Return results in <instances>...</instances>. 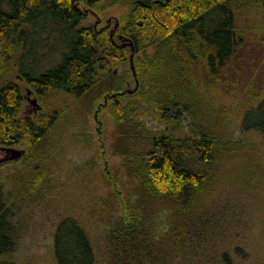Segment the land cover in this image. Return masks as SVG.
I'll list each match as a JSON object with an SVG mask.
<instances>
[{
  "label": "trees",
  "instance_id": "trees-1",
  "mask_svg": "<svg viewBox=\"0 0 264 264\" xmlns=\"http://www.w3.org/2000/svg\"><path fill=\"white\" fill-rule=\"evenodd\" d=\"M118 1L130 8L115 26L121 45L84 24L80 4L96 8L97 0H0V144L27 146L13 159L22 169L5 176L0 164V264H18L14 253L30 228L31 207L52 176V130L68 112L86 116L104 99L115 120L112 150L140 183L125 203L128 220L114 217L107 229L110 262L236 264L226 248L236 228L227 201L215 194L227 154L244 147L228 141L218 93L230 85L232 71L259 69V57L250 53L259 48L263 54L264 0ZM127 61L138 85L134 99L114 72ZM16 80L44 104L36 119L21 117ZM241 91L253 102L242 129L264 140V92L252 83ZM150 113L161 127L148 126ZM116 195L110 200L119 203ZM165 201L173 206L159 236L150 219ZM54 251L57 264H97L91 236L74 216L58 223Z\"/></svg>",
  "mask_w": 264,
  "mask_h": 264
},
{
  "label": "rangeland",
  "instance_id": "rangeland-1",
  "mask_svg": "<svg viewBox=\"0 0 264 264\" xmlns=\"http://www.w3.org/2000/svg\"><path fill=\"white\" fill-rule=\"evenodd\" d=\"M80 7L86 16L85 25L96 26L111 35L117 44H122L115 33V26L124 21L130 10L124 1L97 0L96 8L83 4ZM154 52L150 49L148 54L153 55ZM259 52L258 48L257 54L255 50L250 53L259 57V69L247 67L248 71L243 74L232 71L227 75L230 85L226 82L218 93L217 107L231 128L228 141L244 147L227 154L224 175L215 194L219 201H227L233 218L229 223L236 230L228 241L232 245H226V248H230L236 264H264V140L258 133H245L242 129L244 114L253 102L246 92L241 91L243 87L247 90L252 83L264 92V50L263 54ZM128 54L130 57L131 51ZM46 55H51V52L46 50ZM257 62L252 65H257ZM129 71L130 61L114 68L118 76L125 78L129 99H134L138 85ZM16 81L23 95L21 117L36 119L45 111L44 104L24 80ZM238 84L240 88L236 87ZM34 99L38 100L41 110L35 111L36 107L31 103ZM53 103L60 105L61 101L57 99ZM111 105L110 100L104 99L86 116L77 110L68 112L52 130L48 148L52 176L48 179L44 196L31 207L30 228L14 253L18 264H57L55 232L58 223L70 216L77 217L89 232L97 264H112L107 254V229L114 217L128 220L129 211L125 203L135 197L140 183L127 174L123 157L112 150L116 130L115 120L109 112ZM146 121L149 127H161L156 113H150ZM26 148V145H18L10 149L22 152ZM12 156L13 153L0 144V164H6L5 176L22 169V163L15 162ZM111 195H116L119 203L114 198L110 200ZM172 206L173 203L165 201L154 207L150 224L156 235L161 236L168 229ZM235 247L241 248L240 254L236 253Z\"/></svg>",
  "mask_w": 264,
  "mask_h": 264
},
{
  "label": "water",
  "instance_id": "water-1",
  "mask_svg": "<svg viewBox=\"0 0 264 264\" xmlns=\"http://www.w3.org/2000/svg\"><path fill=\"white\" fill-rule=\"evenodd\" d=\"M132 60H133V57H132ZM31 103L36 107L35 111H39V110L42 109V107L38 104V100L37 99L32 100ZM6 149L8 150V152L13 153L12 159H16V158H18L20 156L19 152L13 151L10 148H6Z\"/></svg>",
  "mask_w": 264,
  "mask_h": 264
}]
</instances>
